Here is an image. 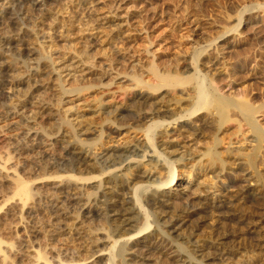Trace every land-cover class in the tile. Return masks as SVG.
I'll use <instances>...</instances> for the list:
<instances>
[{"label":"bare ground","instance_id":"6f19581e","mask_svg":"<svg viewBox=\"0 0 264 264\" xmlns=\"http://www.w3.org/2000/svg\"><path fill=\"white\" fill-rule=\"evenodd\" d=\"M9 2L10 0L0 1V13L4 11L2 7ZM256 2H252L236 15V23L231 28L222 29L221 27L219 30L218 27L215 30L219 33L218 37L212 38L213 41L205 45L197 41L206 39L207 31L212 33L213 27L217 25L210 23L207 31L197 30V28L195 31L190 30L194 33L187 34L189 41L198 44L188 46L193 47L191 52L187 51L192 55L187 58L181 68L175 61L173 62L176 64L175 68L167 64L163 70L155 68L153 74L157 77L156 83L150 80L149 76L152 72L150 73L145 67L146 59L140 54V49L139 53L136 51L129 56L126 51L123 53L125 47L127 50L134 47L136 38L128 35L132 34L128 28L122 30L128 27V19L125 18L128 12L124 15L125 17L119 15L121 5L114 1L109 6L104 0H58L54 2V6H48L49 8L43 6L42 0H34L32 3L26 1L23 4V12L21 10L19 12L20 16L25 19L33 8L38 6L40 16L37 17L38 20L36 19L34 26L38 28L39 33L42 32V35L45 33L47 36L43 37L44 40L41 42H37L33 39L34 37L31 38V34H27L28 31L24 32L36 43H33V40L31 43L28 36L30 43L27 42L28 46L25 49L29 50L28 56H31V59L28 58L27 63L22 62V65L18 64V58L14 53L4 49V47L7 49L10 47L11 40L22 42L21 38L26 36L20 29H17L20 32L12 33L13 26H18L20 19L14 13L10 16L0 14V99H4L7 95L6 91H9L14 97H9L10 101L7 105L16 110L11 119L7 116L6 120L0 121V188L4 187L8 190L7 196L0 193V264H211L212 260L218 261L216 264H253L250 257L245 256L243 252L227 247L225 244L232 241V246L238 245L242 248L245 237L263 236L264 226L261 221L248 220L249 217L247 219L244 208L248 202L255 203L254 201L258 200L264 192L253 187L252 183L243 185L239 183L244 194L242 192L227 195L228 192H222L217 186L216 178L224 175L225 171L239 169L245 178L253 179L254 173L247 169L246 165L254 162L255 155L264 143V132L255 120V114L262 110L264 104H256L254 97L252 98L248 92L247 83L243 88L245 89L244 98L241 99L235 93H220L212 82L219 84L226 74L224 72L226 69L223 68L227 58L224 51L230 48V53H239L237 45L241 41L239 34L242 33L240 32L242 23L256 20V25L253 24L256 27H254L256 39L259 43H263L258 47V51H254V53L257 52L254 54L255 62L262 58L264 4ZM86 17H89L93 23L90 21L91 23L84 24L85 27H80V32L82 31L81 34L84 32V36L87 34L86 38L87 36L94 38V41L92 40L91 43L89 40L90 46L83 43L86 47L80 48L81 50L76 43L74 47L70 46L73 48V50L71 48L72 55L67 53L64 55V52L62 54L64 56L59 55L55 59L53 51L56 42L51 35L54 29L57 26H59L58 30L64 29L67 21L70 20L66 21L67 18L74 20L78 18L76 22L79 24V21ZM72 22L74 24L75 21ZM113 22L116 23V27L112 26ZM250 26L249 28L253 30ZM119 32L120 35L125 33L124 36H119L120 42L114 40ZM39 33L37 32V36ZM207 35L206 37L209 36ZM87 39L83 41L86 42ZM112 40L117 42L113 44V47L118 46L121 50L124 47L122 52L113 53L117 55L114 57L115 61H119L132 74V79L122 81L127 82V88L134 93V97L127 101V104L136 111L135 123L139 126L142 139L134 146L128 144L131 142L127 140L126 145L109 148L106 159L102 160L98 157V153L94 152L93 145L104 140L103 130H99L98 138L94 141L83 138L82 134L88 136V133H91L89 130L92 129L89 125L82 124L86 114L80 113V108L76 107L77 104L70 105L72 102L70 98L66 100L62 96L84 90L88 80L86 77L89 75L98 77L100 81L96 82L97 86H101L105 79L108 84L114 82V78L116 79L114 75L117 74L112 75L111 71L113 56L108 59L110 61L108 67L106 65L99 71L94 69L95 59L91 56V47L95 46H100L98 49L104 50L108 56L109 47L111 51L114 50L111 47ZM150 49L146 50L150 52ZM181 56L184 57L183 54ZM166 60L167 58L160 59V62H166ZM257 74L254 69L253 76H250L249 80L264 81V77ZM43 77L56 80L57 95L55 96L58 97L56 101L59 102L56 105L59 106L58 109L63 110L64 119L59 130L55 132L60 137V141L62 137L63 139L70 137L66 143V149L70 155L72 154L71 158L54 156L52 145L57 136H53L54 133L49 132L48 129V125L52 123L49 121L52 117L50 116L52 109L34 101L35 99L30 101L26 97L34 96L35 83L38 78ZM23 86L30 90L24 88L26 92L20 94L19 91ZM17 89L18 93L15 94L14 91ZM44 95L47 96V93ZM83 101L86 100L82 99ZM82 102L79 103L82 104ZM94 105L95 114L97 113L94 115L102 117L107 124L110 125L118 119L119 106L106 105L102 99L94 102ZM19 113H28L30 119L28 125L21 124L18 118ZM91 121L94 123L92 119ZM232 121L236 125L234 124V129L231 128V130L227 124ZM243 121L252 132V147L247 150L239 148L235 151L231 149L232 147L223 149L222 144L226 137L229 138L228 143L231 145L233 144L231 135L238 133L240 135L242 130L240 123ZM62 126L66 128L63 129L64 131ZM63 143L65 144V141ZM12 145L17 147L16 155L12 154L10 149ZM33 149L34 153L31 152ZM178 150L186 154L182 155L181 160L176 161L170 154ZM179 161L180 164L177 165ZM44 199L50 202L48 206L51 207V213L54 210L53 217L60 222L63 221L66 229L64 225H62L64 229H58L51 224L46 225L48 230L44 225L37 228L35 233L44 235V239H41L43 242L37 241V237L31 235V237H16V240L8 238L10 235L6 236V234L12 226L11 223V226L8 225L11 222H8L10 216L22 218L38 209L42 210L44 216L49 214V208L44 209L40 206ZM69 207H74L73 211L76 214H71ZM95 218L108 225L109 233H101V231L98 233L92 229L90 222ZM26 219L31 221V218L26 217ZM19 224L22 225L20 222ZM55 233H66V237L64 235L63 237L67 242L47 244L46 241L52 238L48 236ZM75 235L77 237H73ZM170 237L189 238L186 241L187 244H183L173 241L174 239L171 240ZM101 245L104 247L100 248Z\"/></svg>","mask_w":264,"mask_h":264},{"label":"rangeland","instance_id":"374dc122","mask_svg":"<svg viewBox=\"0 0 264 264\" xmlns=\"http://www.w3.org/2000/svg\"><path fill=\"white\" fill-rule=\"evenodd\" d=\"M26 1L32 3L34 0H10V2H9L10 4L8 3V4H6L5 7H2V9H4V11L1 12L0 14L10 16V15H12L14 13V15L18 16V18L20 19V21H19V19H17L19 21L18 22L19 25L16 26V27L13 26L15 30L12 28L13 29V32H12L13 34H16V33L20 32V30H21V32H23V35H26V33L24 34V32L28 31L27 34H29V35L31 34L30 35L31 38L34 37L33 39H35L37 42L38 41L41 42L42 40H44L43 37L47 36V34L43 33V35H42V32L39 33L38 28L34 26V24H36V19L38 20V18L40 16L39 7L38 6L34 7L33 10L31 11V13H29L28 16L25 19L22 18L20 16V14H19L20 10H21V12H23V10H22L23 9V4ZM43 1H45V2H43ZM57 1L58 0H56V1L55 0H42V4H44L43 5L44 7H48V6L52 7V6L55 5V3ZM107 1L104 0L105 3L109 4V6L113 3V1L116 4H120L121 5V9H120L119 12L122 13V14L119 13V15H123L124 16V15H126V12H128L127 14L129 16L128 15H126V17L124 16L125 18L128 19V21H127L128 22V27H124V28H122V30H125L126 28H128L129 30L132 31V34L130 33L128 35H130L131 37H134V39L136 38V40L134 41V47L131 50L130 49L127 50L126 47H125L126 50L124 49V47L122 48V50L118 46L117 47L116 46L113 47V44L115 45L116 41L120 42V37L125 35V33H123L124 35L123 34L120 35V32H119V34H116V36L114 38V40H116V41L114 42V40H112L111 47L114 48L115 51L114 50L111 51L110 50L111 48L109 47L110 45L108 46L109 47V49L107 50V53L109 52L108 56H106V54H105L106 52L104 50L98 49V48H100V46L91 47L92 48V50H91L92 53L91 52L90 53H91V56H94V59H95L94 60V64H95L94 69L96 68L95 69L96 71H99L102 67L105 68L106 65H107L106 67H108V64L110 63V61L108 59H110L111 56H113V60L112 61H114V62L112 63V70L111 69H108V70L112 71V75H114L115 73L117 74V75H114V77H116V79L114 78V82L111 83V84H108L107 83V79H105V80H103V82H102L103 84H101V86H97L96 82L98 83V81H100L98 79V77L94 76V75H89V76L86 77V80L87 79L88 80L86 81L87 84H86V87H84V90L82 89V91H80L78 93H76L77 91H75L72 94H69V95H66V96H62V97H65L66 100H69V98H70V100H72V102H71V104L70 103L69 104L70 105H73L72 103H74V105L77 104L76 107L78 106V109L80 108L79 109L80 113L81 114H86L84 122L82 124L85 123L86 126L89 125L90 128H92V129H90L88 127L90 129L89 131H91V133H88V136H87V134H84V135L82 134L83 138H85L87 141H94L95 139L98 138L99 130L100 131H101V129L103 130V132H104L103 133L104 140L101 143L97 144V145H93V146H95V147H93L94 152L98 153V157L100 159H102V160L106 159L107 151H108L109 148L126 145L125 142L127 140L131 142V143H128V144H130L131 146H134L135 143L139 142V140L141 141V139H142V136H141L142 134L139 132V126H137L136 123H135L136 111H135V109L133 107H130L127 104V101H129L130 99H132L134 97V93L127 88V86H126L127 82L122 81L124 79H127V80L132 79V74L129 71V69L128 70L125 69L119 61H115L114 57H117V55L114 54V53H118L116 51L122 52L123 49H124L123 53H125V51H126V53L129 56L133 52L137 51V53H139L140 50H141L140 54H142V56L146 59L145 63H144L145 67L147 68L148 71H150V73L152 72L151 73L152 75L150 74V76H149L150 80L153 83H156L157 82V77L153 74V70L155 68H156V70H161V69L163 70L164 67H166L165 66L166 64H167V66L172 65V68H175V66H176L175 63L176 62H177V64H179V68H181L184 65V63L186 62L187 58H189L190 55H192L190 52L192 51L193 47H188V46H192V45L193 46H197L198 44L194 43L191 40L189 41V38H188L189 36H187V34H193L194 32L192 33V31H195V28H197V30H203V31L205 30V31H207L209 29V27H210V23H214V25H217V27L216 26L213 27L214 31H212V33H211V31H207L209 36L207 34H205V38L206 39L198 40L199 42L197 41V43L205 45L206 43L211 42L212 38H217L218 37L219 33L217 31L215 32V30H217L218 27H219V30H220L221 27H222V29L223 28H225V29L231 28V26H233L236 23V21H235L236 15L239 12H241L242 10H244L245 7L251 5L252 2H256V1L258 2L259 1L258 3L264 4V0H109L108 2ZM45 3H46V6H45ZM100 6L104 7L103 5H100ZM44 7L40 6V8H44ZM104 11H106V10H104ZM4 12H6V13L4 14ZM10 12H11V14H10ZM74 16H76V14ZM27 19H29L30 21L27 20ZM87 19L89 21H86ZM34 20H35V22H33ZM67 20H69V21H67ZM71 20L75 21L74 24H73V22ZM77 20H79V19L76 18V20H74L73 18H67L66 21L68 23H66L65 28L64 29L62 28V29L58 30L59 26H57L54 29V31H53L54 33L51 34L53 40L55 39L54 41L56 42L55 43V47H54V51H53V55L55 54V56H53V57H55V59H56L57 56L59 57V55H61V56L66 55V53L68 55H72L73 54V51H72L73 48L72 47H74L73 45H75L76 43L78 45L77 47L79 48V50L84 49L87 45L88 46L91 45L92 40L94 38H91V37L87 36V38H89V39H87L86 38L87 34L85 36L83 35V34H85L84 32L81 34L82 31L80 32V29L85 27L84 24L86 25L87 22L88 23H91V22L93 23V21H91V19H89V17L88 18L86 17V19L83 18L81 20V22L83 23V25H82V23L80 21H79V24H78V22H76ZM253 21H251L249 23L245 22V23L241 24L242 26L240 27V32H242V33L239 34V38L240 39L239 38L238 39L241 40L242 42L240 41V43H239L240 46L237 45V50L239 51V53H236V52H233V54L230 53L229 52L230 48H228V51H227V49L224 51L226 53L225 56L227 57V58H225V66H223V68L226 69V70H224V72H226V74H225L223 80L221 82H219V84L214 83V82H212V84H213V86H215L219 90L220 93H223V94H225V93H227V94L235 93L238 98L242 99V98H244V95H245V91H244L245 89H243V88H244V85H246L245 83H247L248 92H249V94L251 95L252 98L254 97L253 100L256 102V104L258 103V105L259 104L263 105L264 104V87H263L264 86V84H263L264 81L263 80L262 81L261 80H259V81L258 80H249V77L253 76L252 74L254 73V69L256 70V73H258L257 75H259V76L261 75V77H264V65H263L264 64L263 63L264 62V56H263L264 54L262 55V58H263V59L261 58L262 60L260 59L259 61L257 60V62H255L256 60H255V55L254 54H256L257 52L254 53V51L255 50L258 51V47H260L263 42L259 43L258 39H256L257 35H255V30H254L256 27L253 26V24L256 25V20L253 19ZM71 22H72V24H71ZM115 22H117V21H115ZM115 22H113L114 24H112V26H114V27H116V23ZM132 24H133L134 27L132 26ZM78 25H79V28H78ZM80 25H82V26H80ZM130 25H131V27H130ZM250 25L253 27L252 28L253 30H251V28H249ZM30 27L33 28L32 29L33 32H34L33 34H32V31H31ZM17 29H20V30L17 31ZM35 30H36V33H35ZM55 30L58 31V33ZM61 30H63V31H61ZM134 30H135V32H134ZM190 30H192V31L190 32ZM37 32L39 33L38 36H37ZM60 32H61V34H60ZM62 32H63V34H62ZM253 34H254L255 37L253 36ZM29 35H26L23 38H21L22 42L20 40H15V39L11 40L10 41L11 45H10V47H8V49L6 47H4L5 51L8 50L9 52H12V53H14L16 55V57L18 58L17 62H18L19 65H22V62L24 64L28 58L31 59V56H28L29 55V50L27 48L25 49V47L28 46L27 42H29V38H30ZM60 35H62V36H60ZM206 35L208 37H206ZM28 36H29V38H28ZM39 36H41L42 38L39 37ZM54 36H55V38H54ZM38 37L40 39H38ZM79 37H81V38L79 39ZM24 39H26V40H24ZM33 39L30 40L31 43H32ZM46 39H48V38H46ZM85 39H87L88 41L87 40H86V42L83 41ZM89 40L91 41V43H90ZM205 40H207V41H205ZM79 41L81 42V44H80ZM34 42L35 41L33 40V43ZM87 42H88V44H87ZM203 42H204V44H203ZM83 43L86 46H83L84 45ZM255 44H257V45H255ZM19 45H21V47L22 46L23 47L21 48ZM119 45H120V43H119ZM70 46H72V47H70ZM255 46H257V47H255ZM187 47L190 48V49H188ZM243 47H245V49ZM55 48L57 49V51H56ZM71 48H72V50H71ZM184 48H186V49H184ZM238 48L239 49L241 48L242 50H239ZM142 49H143V52H142ZM146 49H148V50L150 49V52L147 51ZM188 50L190 52H187ZM100 51L101 52L103 51V52L101 53ZM182 51H183V53H182ZM240 51H242V53H240ZM58 52H59V54H58ZM64 52H65V54H64ZM159 53H161L162 55L161 54L159 55ZM180 53H181V55L183 54L184 57L181 56ZM62 54H64V55H62ZM174 54H176V55H174ZM104 56H105V58H104ZM175 56H177V57H175ZM159 58L163 59V60H165L167 58L168 62H167V60H166V62L165 61H161L160 62ZM172 59H173V61H171ZM154 60H155V62H153ZM181 60H183V61L181 62ZM148 61H150L151 63L148 62ZM174 61H175V63H173ZM156 62H160V63H156ZM162 62H164V63H162ZM171 62H172V64H171ZM154 64H156V66H154ZM148 66H150V67H148ZM253 66H255L256 68L253 67ZM9 73H11L10 70H9ZM5 75L7 76L6 73H5ZM122 75L125 76V77H123ZM230 75H231V77H230ZM120 76H122V77H120ZM89 77H90V79H89ZM95 77H97V78H95ZM50 78H48V77H47V79H46V77L45 78L44 77L43 78H38L37 83H35V88H34V93L35 94L33 93L34 96L32 97L31 95L30 96L28 95L26 97H28L27 99L30 100V101H33L35 99L34 101H37L38 103H40L41 105H43V106H45L47 108L49 106L52 109V112H51L52 114L50 113L51 114L50 116H52V117L49 120L52 123L50 122L51 124H49L48 125L49 128L48 127L47 128L50 130L49 132H53L54 133L53 136L56 137L58 134L55 131H58L59 130L58 128H60V126H61L62 120L64 119V117H63L64 112H63V110L58 109L59 106L56 105V104L59 103V102L56 101V99L58 97L55 96V95H57L56 94V86H55L56 80L53 79V78L51 80ZM228 78H230V79H228ZM43 79L44 80L46 79V80L44 81ZM48 79L51 80V81H49ZM53 80H55V81L52 82ZM237 80H238V82H237ZM121 82H123V83L125 82V83L123 84ZM41 84H42V86H41ZM46 86H47V88H46ZM52 86H54V87L51 88ZM24 88L26 90H30V88H28L26 86H23L20 89V91H19L20 94H24L26 92V90ZM43 88H45V89L42 90ZM125 88H127V89H125ZM43 91H46L44 93L45 94L47 93V96L44 95ZM53 91L55 93H53ZM37 92H39V93L37 94ZM14 93L15 94L18 93V89L15 90ZM49 93H51V94H49ZM6 94L7 95H6V97H4V99H0V121L6 120L7 116H8V119H11V117H13L15 115L13 113L16 111L13 108H9L8 105H7L9 103V101H10V98L14 97V95L11 96L9 91L8 92L6 91ZM52 94H54V95H52ZM43 95L45 96V99H44ZM36 98L38 100H36ZM39 98H40V100H39ZM49 99H50V101H52V103H50ZM82 99L86 100V101L82 102ZM100 99H102L103 103H105L106 105L119 106L118 116H117L118 119L114 123H111L110 125L107 124L102 119V117L95 116V115H97V113L95 114V111H94L95 110L94 102H96V101H98ZM76 100H77V102H76ZM80 101L82 102V104L79 103ZM87 102L90 103V104H88ZM43 103H45V104H43ZM2 104H3V106H1ZM84 105H88V106H84ZM89 105L90 106L92 105L94 107L91 106V108H90ZM83 106H84V108H83ZM2 107L3 108L5 107V108L3 109ZM7 110H9V111H7ZM11 111H13V112H11ZM55 111H57L58 114ZM9 112H11V113H9ZM88 112H89V114H88ZM19 114H18V116H19L18 118H20L21 124L22 125H28V123H30V119L28 118V116H29L28 113L27 114L19 113ZM91 114H93V115H91ZM21 118H23V119L21 120ZM53 119H54V121H52ZM91 119L94 121V123L91 121ZM255 120L258 123L259 127L261 128V130L264 132V105L262 107V110L255 114ZM25 121L27 123H25ZM54 122H55V124H54ZM57 123H59V124H57ZM234 124L236 125V123L234 121H232V122H229L227 124V126L230 129L231 128L234 129ZM240 124H242V125H240V127L242 128V130L240 132V135H239V133L231 135L232 142H233V144H231V145L228 143L229 142V138L226 137L225 138L226 140L224 139L225 141L222 144L223 145L222 146L223 149H226L228 147H232L231 149L235 151V150H237L239 148H241L242 150H247V149L252 147L253 142H251V139L253 137L251 136L252 135L251 130L247 127L248 125L244 121L241 122ZM52 125H54V126H52ZM53 127H54V129H53ZM64 128H65V126H62V130ZM64 139L62 137V140L60 141V137L57 136L56 139L54 140L53 145H52L53 146L52 150L55 153V154L54 153L53 154L57 158L58 157L59 158H61V157L71 158L72 154L70 155V153L66 149V143L70 140V137H67V138H64ZM63 140L65 141V144L63 143L64 142ZM55 141L58 142V143H56ZM20 143H21V141H20ZM11 147H10V149H12L11 150L12 154L16 155L17 154L16 145L15 146L12 145ZM55 150H56V152H55ZM263 150H264V143H263V146L261 147L260 151L257 152V154L255 155L254 162L252 161L251 162L252 164L251 163H247V165H246V168L249 169V170H252V172L254 173L253 179L245 178V176L242 175L243 173L239 169L236 170V171H234V170L233 171L232 170L231 171H227V172L225 171L226 173L224 172L223 173L224 175H221L220 177L216 178V184L222 190V192H224V193L228 192L227 195H229V194L231 195L233 193L235 195L237 193L239 194V193H242V192H243L242 194H244V190H243V188H241L242 186H240V185H243L244 183H252L253 187L258 189L259 191L261 190L262 193L264 192V151ZM31 152L34 153V149ZM183 154H186V153H182L181 150H178V152L175 151V152H173V154H170V155H171L172 159L177 161V160H181ZM57 155H59V156H57ZM45 159H47V158H45ZM22 160H24V159L22 158ZM179 164H180V161L177 162V165H179ZM238 172H240V173L238 174ZM255 172L258 173V174H256ZM21 175L24 176L23 174H21ZM239 183H240V185H239ZM259 187H260V189H259ZM7 191H8L7 188H4V187L0 188V193L2 192L3 195L7 196V194H8ZM263 197H264V193L262 194L261 197L258 198V200L256 199L257 201L256 200L254 201L255 203H253V201L251 202V204L248 202L246 204L244 210H245V212H247V219L249 217L248 220H250V221L254 220L253 222H256V221L260 222L261 221V223L264 226V199H263ZM257 202H260V203H257ZM49 203L50 202L48 201V199H44L40 203L41 208H44V209H45V207L49 208V214H47V216L45 215L46 217L43 215V212H42L41 209H38V210L33 211L31 213H28V216H27V214L24 215V216H26L29 219L31 218V221L26 219V217L19 218V217L15 216V215H12L13 217L10 216L9 218H11L12 220L8 218V222L11 221V222H9L8 225L11 226V224H12V226H11V228H9V231L6 234V236L10 235V236H8V238L16 240V237H29L31 235L32 237H37L36 238L37 241L43 242L42 240L44 239L43 238L44 235L43 234L37 235L35 233V230L37 228L43 227V225H44L46 230H48L49 228H47L48 226H46V225L51 224L54 227L56 226V228H58V229L59 228H61V229L65 228L66 229V225H65V223L63 221L60 222V221H58L57 218L53 217V216H55L54 215L55 213H54V210L52 211V213L50 212L51 211L50 210L51 207L48 206ZM71 208H72V210H71ZM71 208L68 209V210H70L71 214H73L74 213V211H73L74 207H71ZM246 209H248V210H246ZM74 214H76V213H74ZM51 216H52V218H51ZM47 217H48V219H47ZM42 218L44 219V221H43ZM15 219L16 220L19 219V221H16ZM54 220H55V222H54ZM35 221L38 222V223H36ZM15 222L18 225H16ZM19 222L22 223V225H20ZM43 222H44V224H43ZM26 223H27V225H26ZM41 223H42V225H41ZM90 223L92 224L91 227H92V229L94 231H96L98 233L100 231H101V233H106V234L109 233L108 225L106 223H104L103 221H99L98 218H95V220H91ZM25 225L27 226V228H26ZM58 225H59V227H58ZM62 225H64V228H63ZM15 226H17V227H15ZM29 229H30V231H27ZM20 231L21 232L24 231V232L21 233ZM65 234H63V233H61V234H56V233L55 234H51L52 236H48V237H52L51 238L52 242H51V240L50 241L47 240L46 242H47V244L48 243L49 244L50 243L61 244V243H64V242L66 243L67 240L65 239V237H66L67 234L66 235ZM53 235H55V236H53ZM63 235L65 237H63ZM14 236H15V238H14ZM62 237H63V239H62ZM67 237H69V236H67ZM73 237H77V235H75ZM188 238L189 237H187V238L186 237H170L171 240L174 239L173 241H176L178 243H183V244H187L186 241H187ZM55 239H56V241H55ZM243 241L244 242H243L242 248H240L238 245L232 246L233 245L232 241L226 242L225 245L227 247H230V248L233 247V249L235 248V250L243 252L245 256H247L248 258L250 257L249 259L251 260V263L253 262V264H264V232H263V236H261V237H245V240H243ZM42 245H44V244L42 243ZM103 245H101L100 248H103L105 246V245L104 246ZM48 246H50V245H48ZM42 248L44 249V246ZM250 255H252V256H250ZM52 256H54V255L52 254ZM234 259L235 258H233V260ZM254 259H255V261H254ZM212 261H210L211 264L218 263V261H216V260H212Z\"/></svg>","mask_w":264,"mask_h":264}]
</instances>
